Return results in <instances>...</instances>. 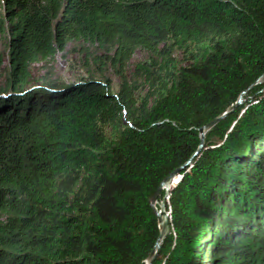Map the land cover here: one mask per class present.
I'll return each mask as SVG.
<instances>
[{
  "label": "trees",
  "instance_id": "trees-1",
  "mask_svg": "<svg viewBox=\"0 0 264 264\" xmlns=\"http://www.w3.org/2000/svg\"><path fill=\"white\" fill-rule=\"evenodd\" d=\"M0 6V264H145L159 234L151 196L243 91L171 188L152 264H264V84L251 86L264 0ZM72 42L102 51L95 73L32 84L30 65ZM136 50L148 56L126 75Z\"/></svg>",
  "mask_w": 264,
  "mask_h": 264
},
{
  "label": "rangeland",
  "instance_id": "rangeland-1",
  "mask_svg": "<svg viewBox=\"0 0 264 264\" xmlns=\"http://www.w3.org/2000/svg\"><path fill=\"white\" fill-rule=\"evenodd\" d=\"M1 9V6H0ZM6 45V39L1 37L0 38V51H3ZM83 46L82 43L72 42L69 44L68 48H66L63 52H57L48 63L43 62H36L30 65V74H31V82L39 83V81H65L69 82V80L79 78L81 76H85L89 73H95L96 67L95 64L92 62V54H100L102 51L93 46H86L88 47V53L86 54L85 51H82L80 48ZM176 62L178 61L179 65H186V60L184 59V55L179 51H175L173 53ZM132 60L128 63V65L124 68L126 75H129L133 68V64L139 60H145L148 54L142 50H136L133 54ZM86 57H88V64L84 65V60L87 61ZM100 74V72H99ZM98 74V75H99ZM101 77L104 79L109 80L110 87L113 90L118 88V76L115 74V71L112 67L107 66L104 67L101 72ZM4 78L0 73V81H3ZM31 84V83H30ZM164 192V196H170V192L167 191V187ZM163 196L161 195L160 198ZM169 201V199H168ZM168 202H165V207Z\"/></svg>",
  "mask_w": 264,
  "mask_h": 264
},
{
  "label": "water",
  "instance_id": "water-1",
  "mask_svg": "<svg viewBox=\"0 0 264 264\" xmlns=\"http://www.w3.org/2000/svg\"><path fill=\"white\" fill-rule=\"evenodd\" d=\"M264 84V73L254 82L251 84ZM36 87H39L35 85ZM43 88V87H42ZM264 90V88H263ZM246 94V91H243L242 94L238 97V99L232 103L227 110H225L222 114L219 116L213 118L211 121H209L206 125H202L198 128V132H200V143L198 145V148L196 151H194L193 155L189 158L187 162H185L183 165L175 168L173 171H171L170 175L164 178L158 188L155 190V193L151 196L150 198V205L153 208V211L156 213L157 216V224H158V237L154 243V246L152 247L151 253L147 257L145 264H152L157 255L159 254V249L161 247V244L163 240L171 233L170 231V219H171V214L169 212V209H166L165 207V202H168L169 196H163L161 197V191L165 190L166 191V186L170 187L167 191L170 192L171 188L180 180L182 177L181 170L191 163L193 157L198 153L200 148L204 144L205 140V134L208 131L209 128H211L216 122L224 118L229 111H232L235 109L238 105L242 104L246 98L244 95ZM170 195V194H169Z\"/></svg>",
  "mask_w": 264,
  "mask_h": 264
},
{
  "label": "bare ground",
  "instance_id": "bare-ground-1",
  "mask_svg": "<svg viewBox=\"0 0 264 264\" xmlns=\"http://www.w3.org/2000/svg\"><path fill=\"white\" fill-rule=\"evenodd\" d=\"M166 187H168V186H166Z\"/></svg>",
  "mask_w": 264,
  "mask_h": 264
}]
</instances>
